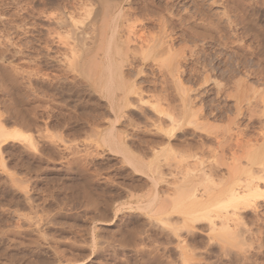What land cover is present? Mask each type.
<instances>
[{"label":"rangeland","instance_id":"1","mask_svg":"<svg viewBox=\"0 0 264 264\" xmlns=\"http://www.w3.org/2000/svg\"><path fill=\"white\" fill-rule=\"evenodd\" d=\"M166 1L0 0V264H264V0Z\"/></svg>","mask_w":264,"mask_h":264},{"label":"bare ground","instance_id":"2","mask_svg":"<svg viewBox=\"0 0 264 264\" xmlns=\"http://www.w3.org/2000/svg\"><path fill=\"white\" fill-rule=\"evenodd\" d=\"M122 1L123 0H100V3H101V14H100V20L98 19V21H99V29H100V33H98V35H97V37H98V40L101 42L103 39V33H104V29L105 28H112L113 30H115V29H117V28H119V26H120V22L122 21V19H123V12H122ZM168 1V0H167ZM166 1V2H167ZM170 1V0H169ZM214 1V0H213ZM224 1V0H223ZM217 2V1H216ZM227 2V1H226ZM167 4V3H166ZM158 6V5H157ZM162 6H163V4H162ZM161 6V8H164V6L162 7ZM167 7V6H166ZM165 7V8H166ZM171 7V6H170ZM159 8V7H158ZM164 8V9H165ZM169 8V7H168ZM167 8V9H168ZM160 9V8H159ZM171 10V9H170ZM163 11V10H162ZM217 15V14H216ZM179 17V16H178ZM160 19H159V23H161V24H165V20H164V18H162V16H160L159 17ZM180 19V18H179ZM180 22V21H179ZM96 23H98L97 21H96V19L95 20H93V23H91L92 25H91V30L92 31H94V28H96L95 26H96ZM225 23H226V21H225ZM90 28V27H89ZM97 29V28H96ZM164 30V29H163ZM94 33V32H93ZM105 35V34H104ZM96 37V36H95ZM88 37L86 36V33H84V32H81L80 34H77L76 35V40H77V42H79L80 43V45L81 46H84L85 45V40L87 39ZM110 41L109 42H112L113 41V32H112V36L110 37V39H109ZM108 42V43H109ZM102 44V43H101ZM163 44V43H162ZM99 45H97V47H98ZM154 46H156V45H154ZM158 46H160V45H157V47ZM100 47H101V45L98 47L99 49H100ZM109 47V46H108ZM107 48V47H106ZM98 49V50H99ZM116 49H117V46H116ZM110 50V49H109ZM109 50H108V48H107V50H106V52L108 53L109 52ZM105 52V54L107 55V53ZM191 52V51H190ZM86 53V52H85ZM196 53V52H195ZM105 55V56H106ZM193 55V54H192ZM95 65H97V64H95L94 63V71H95ZM96 67H98V66H96ZM96 70H98V71H102V69H101V65H100V67L99 68H96ZM91 71V70H90ZM105 71V70H104ZM85 72V71H84ZM92 72V71H91ZM92 74V73H91ZM113 80L114 79H109V77H108V79H107V82H106V85H105V89H108L109 88V86H110V84H112V82H113ZM114 83V82H113ZM234 83V82H233ZM111 87V86H110ZM221 87V86H220ZM221 89V88H220ZM225 89V88H224ZM220 91V90H219ZM221 92V91H220ZM243 92V91H242ZM236 93H237V96H235V103H236V107H237V105L239 104V102H238V100L240 99V97H239V95H241L240 94V91H236ZM229 97V96H228ZM231 134V133H230ZM229 134V136H231ZM224 136H228V135H223V137ZM228 136V137H229ZM219 137V136H218ZM223 137H221V138H223ZM234 137H236V135H234ZM220 138V137H219ZM221 138H220V140H221ZM233 138V137H232ZM226 139H228V138H226ZM225 139V140H226ZM230 139V138H229ZM229 139H228V141H229ZM217 140V142L219 141L218 139H216ZM222 141V140H221ZM227 140H226V142L225 143H227L228 142ZM249 141V140H248ZM220 142V141H219ZM223 143V144H222ZM222 145L221 144H218L219 145V147H222V148H224V145H225V143H224V140L222 141ZM255 143V142H254ZM236 145V144H235ZM251 145V144H250ZM227 146V145H226ZM231 146H233V145H231ZM215 150V149H214ZM222 150V149H221ZM218 152V151H217ZM214 153V152H213ZM207 163V162H206ZM202 164V163H201ZM195 165H196V163H195ZM210 166H211V164H210ZM183 167V166H182ZM196 167V166H195ZM200 167V166H199ZM192 168V167H191ZM214 169V168H213ZM179 170H181V169H179ZM184 170H186V169H184ZM189 170V169H188ZM200 170V169H199ZM198 170V171H199ZM207 170V169H206ZM182 171V170H181ZM204 170H202V174L204 175V177H206V179L209 181V182H211L212 184H214L213 183V178H212V175L211 174H207V172L206 173H204L203 172ZM216 172V171H215ZM252 172V171H251ZM180 174V173H179ZM213 174V173H212ZM182 175V174H181ZM186 176V175H185ZM227 176V175H226ZM197 177V176H196ZM203 177V178H204ZM223 177V176H222ZM216 178V177H215ZM225 178V177H224ZM185 180V179H184ZM195 180V179H194ZM220 181H221V179H220ZM224 181V180H223ZM227 181V179L225 180V182ZM223 183V184H226V183ZM174 183V182H173ZM186 183H187V181H186ZM172 185V184H171ZM180 185V183H178V184H176L175 183V185H174V187H173V189H178L179 190V188H178V186ZM182 185V188L180 189L181 191H182V189H184L183 188V186H185V184H181ZM210 187L212 186V185H209ZM216 188V187H215ZM204 189H205V187H204ZM185 190V189H184ZM208 191V190H207ZM182 192H185V191H182ZM259 192H261V187H260V185H259V182L255 179V178H250V179H247V180H239V181H237V182H227V184L225 185V186H221V188L220 189H212V191L211 192H209L211 195H208V194H205V192H204V194L202 193L201 195H198V194H196V193H190V195L189 196H191L193 199H196V200H201L202 198H211V197H216V196H220V195H226V197L228 196L229 197V199L231 200V199H234V200H238V201H240V203H242V204H246L247 202H251L253 199H254V197H256V195L259 193ZM181 193V192H180ZM189 194V193H188ZM188 196V197H189ZM205 196V197H204ZM258 198V197H257ZM218 199V198H217ZM213 200H214V198H213ZM221 200H223V199H221ZM205 201H206V199H205ZM215 201V200H214ZM203 202V201H202ZM245 206V205H244ZM247 206V205H246ZM193 208V207H192ZM196 213V212H195ZM223 220V219H222Z\"/></svg>","mask_w":264,"mask_h":264}]
</instances>
